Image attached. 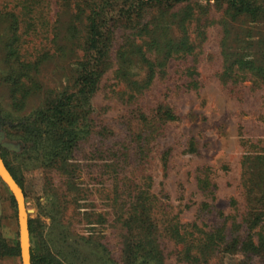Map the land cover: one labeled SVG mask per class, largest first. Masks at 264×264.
Returning a JSON list of instances; mask_svg holds the SVG:
<instances>
[{"label":"rangeland","instance_id":"1","mask_svg":"<svg viewBox=\"0 0 264 264\" xmlns=\"http://www.w3.org/2000/svg\"><path fill=\"white\" fill-rule=\"evenodd\" d=\"M100 1L0 0V155L24 196L29 264H128L125 237L144 234L124 222L143 207L162 264H264L242 248L264 243V16L234 15L225 0L149 7L109 28L75 126L88 133L70 156L50 162L53 137L20 126L72 86ZM16 63L30 72L14 88ZM2 246L13 251L0 264H21L0 180Z\"/></svg>","mask_w":264,"mask_h":264},{"label":"trees","instance_id":"2","mask_svg":"<svg viewBox=\"0 0 264 264\" xmlns=\"http://www.w3.org/2000/svg\"><path fill=\"white\" fill-rule=\"evenodd\" d=\"M191 0H101L98 6L90 10L87 17V41L85 56L83 60L76 63L75 78L69 90H61L57 92L54 99H48L40 107L28 117L23 118L20 126L29 131L31 139L43 138L47 136L54 139L55 154L50 162L55 161V157L66 158L70 156L80 141L86 138L88 133L87 127H75L80 119L87 115V111L83 108L89 98L96 92L98 78L101 74V64L106 58V41L109 28L114 23L134 22L138 15L148 10L149 7L161 6L169 8L172 5H179L190 2ZM228 10L234 15L245 13L255 19L264 16V6L254 7L244 0H225ZM78 17V16H77ZM74 27L71 28L74 31ZM6 52L10 57L15 55L12 45ZM170 48L167 50L169 51ZM166 51V52H167ZM179 52L180 49H177ZM140 54V53H139ZM38 64V62H36ZM19 66L15 74L16 81L14 88L18 87L21 78H29V68ZM159 117L164 120L172 121L175 116L169 110L159 112ZM6 119V118H4ZM33 142V141H32ZM35 143V142H33ZM3 158L2 154L0 155ZM4 164L14 180L16 177L11 171L9 165ZM146 208H139L138 211L128 218L124 223L129 222L132 218L137 220V232L144 237L139 241H134L131 234L124 239V253L127 254L128 264H162V255L154 238L152 225L148 222ZM30 223V222H29ZM130 228L132 224L128 225ZM132 230V229H131ZM130 230V232H131ZM31 224H29V232H32ZM130 236V237H129ZM242 248L246 252L264 254V243L253 244L246 241L242 244ZM0 256H8L12 254L13 249L0 247ZM6 249V251H5ZM32 261V259H31Z\"/></svg>","mask_w":264,"mask_h":264},{"label":"water","instance_id":"3","mask_svg":"<svg viewBox=\"0 0 264 264\" xmlns=\"http://www.w3.org/2000/svg\"><path fill=\"white\" fill-rule=\"evenodd\" d=\"M0 180L3 182V184L7 187L9 192L11 193L17 209V222H18V237H19V251H20V259L21 264H29L30 262V253H29V232H28V226H27V218H26V224H25V218L23 216V210H24V196L22 193V190L14 180V178L11 176L9 171L7 170L3 160L0 157ZM19 195V199L17 198V195ZM22 212V213H21ZM23 235L25 242L23 240ZM25 243V244H24ZM24 244V245H23Z\"/></svg>","mask_w":264,"mask_h":264},{"label":"bare ground","instance_id":"4","mask_svg":"<svg viewBox=\"0 0 264 264\" xmlns=\"http://www.w3.org/2000/svg\"><path fill=\"white\" fill-rule=\"evenodd\" d=\"M17 195V198L19 199V195L18 194H16ZM22 213V212H21ZM23 216H24V218H25V211L23 210ZM25 224H26V220H25ZM24 237H26V239L28 240V238H27V235L26 236H24L23 235V240H24V242H25V239H24ZM25 244V243H24ZM23 244V245H24Z\"/></svg>","mask_w":264,"mask_h":264}]
</instances>
